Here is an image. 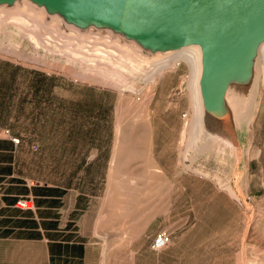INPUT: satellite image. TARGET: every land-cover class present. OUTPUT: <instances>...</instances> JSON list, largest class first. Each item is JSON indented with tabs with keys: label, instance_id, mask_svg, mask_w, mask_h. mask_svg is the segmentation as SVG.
I'll return each instance as SVG.
<instances>
[{
	"label": "rangeland",
	"instance_id": "obj_1",
	"mask_svg": "<svg viewBox=\"0 0 264 264\" xmlns=\"http://www.w3.org/2000/svg\"><path fill=\"white\" fill-rule=\"evenodd\" d=\"M15 30L0 16V137L21 139L25 176L86 200L75 228L88 264H264V74L252 90L253 63L238 116L218 99L230 141L212 121L187 152V64L119 89L73 74L94 75L95 56L77 68ZM159 234L168 245L154 250Z\"/></svg>",
	"mask_w": 264,
	"mask_h": 264
},
{
	"label": "bare ground",
	"instance_id": "obj_2",
	"mask_svg": "<svg viewBox=\"0 0 264 264\" xmlns=\"http://www.w3.org/2000/svg\"><path fill=\"white\" fill-rule=\"evenodd\" d=\"M10 1L13 2L0 5V16H6L8 23L16 29L15 31L24 35L23 37L37 34L33 36L35 39H29L35 47L44 46L53 53H69L73 57L69 56L67 63L77 68L80 67L75 64L76 57L89 60L90 56H95L97 59L93 60L103 64L100 68L96 67L94 75L84 73V76H80L72 70L75 76L84 80L134 90L135 86L131 87L130 82L135 76L152 81L178 62L187 64L190 70L188 98L192 112L187 152L191 144L196 145L201 141L208 127L212 126V121L213 126L221 127V136L230 141L224 121L217 113L219 97L224 99L232 116H238L237 113L245 100L246 83L243 76L249 74L245 64L253 63L255 67L251 69L253 77L250 78L251 84L249 82L252 90L257 92L256 82L258 83L261 74H264V39L253 41L248 46L240 44L224 47L228 55V68L217 81V69L210 67L209 57L195 36L167 42L147 34L133 20L103 12L77 13L61 0ZM42 62L48 65L43 59ZM248 120L251 121V116Z\"/></svg>",
	"mask_w": 264,
	"mask_h": 264
},
{
	"label": "crops",
	"instance_id": "obj_3",
	"mask_svg": "<svg viewBox=\"0 0 264 264\" xmlns=\"http://www.w3.org/2000/svg\"><path fill=\"white\" fill-rule=\"evenodd\" d=\"M22 150L0 137V264H88L87 244L76 229L86 200L25 176L18 167ZM26 199L33 210L17 207Z\"/></svg>",
	"mask_w": 264,
	"mask_h": 264
},
{
	"label": "water",
	"instance_id": "obj_4",
	"mask_svg": "<svg viewBox=\"0 0 264 264\" xmlns=\"http://www.w3.org/2000/svg\"><path fill=\"white\" fill-rule=\"evenodd\" d=\"M74 12H103L133 20L163 41L195 36L216 79L228 68L224 47L264 39V0H61ZM205 82V81H204Z\"/></svg>",
	"mask_w": 264,
	"mask_h": 264
},
{
	"label": "built area",
	"instance_id": "obj_5",
	"mask_svg": "<svg viewBox=\"0 0 264 264\" xmlns=\"http://www.w3.org/2000/svg\"><path fill=\"white\" fill-rule=\"evenodd\" d=\"M4 138H8L15 146L19 145L20 140L17 137L12 136L9 130H4L2 132ZM17 207L22 210H33L34 204L32 199L19 200L17 202ZM168 237L166 234H159L153 241L152 248L154 250L165 249L168 245Z\"/></svg>",
	"mask_w": 264,
	"mask_h": 264
},
{
	"label": "trees",
	"instance_id": "obj_6",
	"mask_svg": "<svg viewBox=\"0 0 264 264\" xmlns=\"http://www.w3.org/2000/svg\"><path fill=\"white\" fill-rule=\"evenodd\" d=\"M12 134V133H11ZM12 136H14V137H17V136H15V135H13L12 134ZM19 140H20V142H19V145L17 146V147H19V146H21L20 144H21V139L19 138V137H17ZM14 145V144H13Z\"/></svg>",
	"mask_w": 264,
	"mask_h": 264
}]
</instances>
